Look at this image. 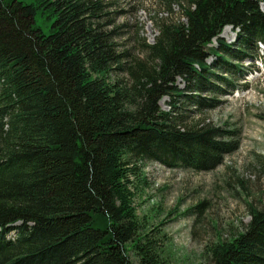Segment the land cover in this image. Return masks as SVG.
Wrapping results in <instances>:
<instances>
[{
    "label": "trees",
    "instance_id": "1",
    "mask_svg": "<svg viewBox=\"0 0 264 264\" xmlns=\"http://www.w3.org/2000/svg\"><path fill=\"white\" fill-rule=\"evenodd\" d=\"M104 8L0 0V264H166L139 234L138 164L212 171L239 148L188 124L186 106L216 107L197 94L222 95L213 80L235 87L217 70L246 80L243 64L264 44V0H184L186 22L157 26L145 44L152 66H132L128 81L113 78L124 68ZM37 15L53 18L50 35ZM226 27L240 30L236 44L220 40ZM249 207L245 231L209 249L212 264H264V208Z\"/></svg>",
    "mask_w": 264,
    "mask_h": 264
},
{
    "label": "rangeland",
    "instance_id": "2",
    "mask_svg": "<svg viewBox=\"0 0 264 264\" xmlns=\"http://www.w3.org/2000/svg\"><path fill=\"white\" fill-rule=\"evenodd\" d=\"M174 1L168 7L162 0H103V22L113 32L124 68L114 71L115 80L128 81L129 70L137 63L146 61L152 66L145 44L155 43L158 25L164 21L186 22L181 8L184 0ZM36 21L46 35L51 34L53 18L37 15ZM239 31L226 27L219 38L234 45ZM213 43L218 47L216 40ZM209 56L207 63L216 65L215 55ZM263 58L264 44H261L259 59L243 64L248 72L244 81L217 70L222 77L234 79L235 87L227 89L222 80H213L217 90H223L222 95L215 91L197 93L207 99L205 104L210 99L218 100L216 107L186 106L188 124H208L232 135L220 139L238 143V150L227 155L221 166L212 171H198L168 168L150 160L138 164L141 174L132 181L141 223L139 234L155 240L166 264H212L208 257L211 246L230 241L245 231L252 217L249 206L264 208ZM177 85L185 89L181 80ZM169 101L165 98L160 102L164 110H169Z\"/></svg>",
    "mask_w": 264,
    "mask_h": 264
},
{
    "label": "bare ground",
    "instance_id": "3",
    "mask_svg": "<svg viewBox=\"0 0 264 264\" xmlns=\"http://www.w3.org/2000/svg\"><path fill=\"white\" fill-rule=\"evenodd\" d=\"M233 28V27H232ZM225 34H223L222 36H224Z\"/></svg>",
    "mask_w": 264,
    "mask_h": 264
}]
</instances>
